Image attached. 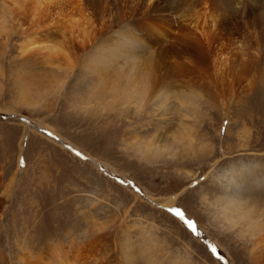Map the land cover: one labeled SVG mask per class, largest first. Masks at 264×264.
I'll return each mask as SVG.
<instances>
[{
  "label": "rangeland",
  "instance_id": "374dc122",
  "mask_svg": "<svg viewBox=\"0 0 264 264\" xmlns=\"http://www.w3.org/2000/svg\"><path fill=\"white\" fill-rule=\"evenodd\" d=\"M12 3L0 0V257L7 256L0 264H26L22 252L44 253L51 243L87 248L96 264H122L123 251L138 256L147 241L149 264H264V228L251 233L217 222V199L235 180L248 190L246 181L264 178V0H87L94 44L112 43L126 27L157 42L152 64L173 91L164 134L154 110L109 119L108 105L73 103L82 84L79 43L53 27L49 35L33 30ZM58 9L45 14L46 23L63 16ZM198 14L208 17L206 28L210 15L220 20L205 44L196 38ZM36 52L58 57L64 84L50 86L44 69L27 64ZM189 52L207 59L193 63ZM220 59L225 64L215 70ZM145 145L161 155L142 153ZM254 191V217L264 218V190ZM168 198L173 205H164Z\"/></svg>",
  "mask_w": 264,
  "mask_h": 264
},
{
  "label": "bare ground",
  "instance_id": "6f19581e",
  "mask_svg": "<svg viewBox=\"0 0 264 264\" xmlns=\"http://www.w3.org/2000/svg\"><path fill=\"white\" fill-rule=\"evenodd\" d=\"M10 1L13 2L12 5L17 13L23 16L30 23L29 26L32 27L33 30L37 32L45 31V33L49 35V32L47 31L53 27L55 31H60L68 40L70 39L71 41H76L77 43H79V47L82 53L81 59L79 60V65L77 66L76 75L79 76L82 84H79L77 86L79 89L71 98L73 103L76 102L78 105L80 104L86 109H92L94 106L100 107L102 109H107L108 105L109 113L106 114V118L109 119L110 116H121L123 118H126L128 115L132 114L140 116L141 114H143V111L151 109L154 110L156 114L163 115L161 116L162 120L160 119L161 121L159 120L155 123L156 129L159 131L158 133L164 134L166 131H168L167 126L169 120L172 118L168 115H170L173 110L172 100L170 99L171 93H173V91L171 88L172 84L170 85L171 80H167L168 78H159L156 69L152 64L154 60L155 45H157V42L147 41L145 36V38H143L142 35L137 36L134 33H131L132 31L130 32L132 28L129 29L128 27H126V30L124 29L123 32L120 31L121 33L119 34V37L117 36L118 38H113L112 43L105 44L107 42L106 37L105 40H101L100 42L98 41L99 43L94 44V40L93 38H91V29L87 28L88 25H86L88 22H86V19H88L87 0ZM66 7H68V9H65ZM149 7L151 8L154 6ZM51 8H59L56 14L57 16L58 14H63V16L59 19H57L58 17H53L52 21H48L49 23H46V20L47 18H49V16H46L45 18L44 16L49 10H51ZM65 11L66 13H64ZM210 18L211 27L208 26L209 28H206V26L208 25L207 16H205L203 19L201 15L198 14L194 18V20L192 19L194 21L193 25L196 26V29L198 31V35H196V38H198L200 43L205 44L206 42H208L207 39L210 36L209 32L213 33L218 29V22L220 21L218 19V16L216 14L210 15ZM54 19L55 21H53ZM165 34H163L164 36L162 37H166ZM67 35H69L70 37H68ZM160 41L161 40H158V42ZM164 43L166 42L164 41ZM43 49H47V46L45 45ZM37 52L36 55L34 53V56L32 55V57L26 58L27 64L29 63L30 65H32L34 67V70L44 69L43 73L46 74L48 78H53V80L49 79L48 81V84L50 86L58 84L62 85V82L64 84L65 78L68 76V74L67 71H65V73L63 72L64 66L59 61L58 57H52V53ZM189 53L190 60L193 63L196 62L199 58H201V60L205 58L207 59V56H203L201 52L199 55L195 54L194 52ZM38 55L43 58V61L39 60ZM49 59H52L53 61H48ZM220 60L222 61V59ZM220 60L215 61V63L212 65L215 70H217V68H221V65L223 63L225 64V62L223 61L221 62V64L218 63ZM47 64L49 65L48 68L46 67ZM38 66H43V68H38ZM37 78L38 77H36V80ZM109 82H113L117 86V89H112L113 92H108L103 89ZM187 110L188 109L186 107L183 108V112H187ZM164 116L167 117L163 119ZM184 116L186 117V113ZM185 119H187V117ZM180 120L183 121L181 118ZM109 125L111 126V124ZM184 128L185 127L183 126V130ZM49 134L55 136L54 133ZM187 135L191 136L188 133ZM154 136H156V134ZM165 136L168 137L167 133L165 134ZM156 138H158V136ZM147 140L148 139L146 138V141ZM141 143H138V146L136 145L137 148L139 147V145H141ZM143 149L144 150H142V153L144 154L152 155L156 154V152L158 154L161 153L158 152L157 148L146 145L143 147ZM249 171V169H246L245 174H247V172ZM251 180L246 182H251L249 183V186H252V189H249L248 186L247 190V187L244 185L245 181L241 180L240 182V179H237L235 180L234 188H232L233 190H227L226 194L223 197L217 199L220 202V211H218L220 216L219 221H216L219 222L220 225L221 222L223 223L224 220H226L228 224L227 228L229 230L230 228L233 229V227H240L241 231H249L251 233H258L264 228V218L259 219V217H254V214L257 212V205L255 200L251 196L254 194V190L256 187L264 190V178L253 177ZM202 198L206 199L207 197L202 196ZM174 200L175 198H168L164 201V205L171 206L174 204ZM37 215H39V213ZM36 217L37 216L34 214V218ZM261 237L262 236H260L257 240H260ZM150 243L147 241L142 245V252L139 253L138 256H136V254L132 251L130 253L127 251H123L122 254L124 255L123 257L125 258V260L122 262V264H137V260L144 261L146 263L148 262L149 264L150 261L154 260H152V258H154L152 257L154 248ZM61 249H64V251H59ZM87 251V248H75V246L72 244H69V248H66L60 243H51L48 245L46 244L44 253L38 252L37 254L33 255L32 249L29 250V248H27V251L25 253L22 252L23 256H21L23 257L22 260L25 259L24 261L26 262V264H96L94 263V260L90 261L89 259H86L88 255ZM4 252L5 250L3 251V253ZM0 256H2L1 252ZM6 257L4 256V258H0L5 259L6 261ZM43 260L47 261H44V263Z\"/></svg>",
  "mask_w": 264,
  "mask_h": 264
},
{
  "label": "snow or ice",
  "instance_id": "6c2138e0",
  "mask_svg": "<svg viewBox=\"0 0 264 264\" xmlns=\"http://www.w3.org/2000/svg\"><path fill=\"white\" fill-rule=\"evenodd\" d=\"M77 155H80V154L77 153ZM170 211L175 212V214H176L177 216L181 217L182 219H185V213H184L181 209H179V208H175V209H170ZM185 222L188 224V226H189L190 228L193 229V231H195V224H194V221H192V220H190V219H186ZM213 250L215 251V249H213Z\"/></svg>",
  "mask_w": 264,
  "mask_h": 264
}]
</instances>
